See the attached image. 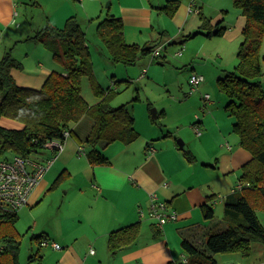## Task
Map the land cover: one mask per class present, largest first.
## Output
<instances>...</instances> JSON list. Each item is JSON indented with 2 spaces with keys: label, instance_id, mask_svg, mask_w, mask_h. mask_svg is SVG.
<instances>
[{
  "label": "crops",
  "instance_id": "crops-1",
  "mask_svg": "<svg viewBox=\"0 0 264 264\" xmlns=\"http://www.w3.org/2000/svg\"><path fill=\"white\" fill-rule=\"evenodd\" d=\"M20 1L0 0V53L2 55L13 48L12 44L34 35L46 24L63 27L69 17L76 16L80 25H83L88 20L93 21L99 18L100 14L106 10L103 0H57L58 7L52 14L39 20L36 25L30 24L31 27L24 26L22 30H17L11 27L14 25L18 28L22 27L17 23L20 17L18 13ZM168 1L170 0H110V9L106 17L112 15L122 18L126 42L140 46L152 44L165 46L167 41L171 40L167 36L171 31L177 32L178 36L191 33L193 35V32H198L201 26L200 12L211 19L213 25L223 20L221 25L224 26V18L220 17L224 13L223 9L216 17H210L205 13L203 6L205 7L210 0H194V5H192L193 0H178L180 5L172 17L160 10ZM160 14L161 16H158ZM166 19L170 21L171 29ZM245 24L246 17L242 15L235 22L234 28L226 29L223 36L230 40L239 39ZM7 33L11 34L10 39L13 43L8 42L2 48L1 36L3 38ZM87 45L89 47L88 40ZM14 58L17 59L15 56ZM51 73L41 76L40 81L36 83L29 78L38 79L40 75L34 76L30 72H24V66L21 70H12L17 84L34 89H40ZM86 79L89 80L84 78L83 83ZM98 101L96 97L93 102H87L94 105ZM219 113L218 110L215 111L216 124L212 127L203 119L200 120L198 125L202 127V134L196 135L198 140L193 138L188 142L185 141V150L194 155V161L187 160L179 148L180 140L172 138V134H169L155 144L153 143L155 138L150 135H147L139 144L136 141L131 144L119 141L110 144L102 142L97 149L109 160L104 165H91L89 162L87 152L90 148L86 140L94 121L90 118V122L84 123V119L88 116L83 117L71 126L70 136L66 138L61 152L55 155L53 150L47 148L50 151L44 159L46 161L54 159V161L32 191L28 204L20 208H27L33 214L46 200L54 201L56 195L64 193L58 210L59 219H56L58 228L50 225L51 217H49L44 225L39 227V233L33 236L43 235L41 242L49 241L51 244L55 241L51 242L50 238L54 237L64 244L61 246L59 242H55L60 245V249L47 245L59 251L60 264H78V257L82 256H84L85 264H94L95 261L102 264L101 260L108 249L109 233L134 223L141 225L139 238L133 245L119 252L113 258L112 264L181 262L186 256L182 248L183 240H187L199 250L206 251L207 236L215 232V227L210 222L212 219L205 218L203 206L211 205L212 200L220 195L224 194L225 198L239 189L242 186L239 182L241 168L252 159L251 153L238 145L239 139L238 143L236 140L234 142L236 148L228 142L224 143L227 138L232 140L231 126L223 124ZM151 119L155 120L153 116ZM0 125L8 129L23 128L21 123L6 118L0 120ZM210 139L215 140V146L210 144ZM199 147L205 150L208 158L201 162ZM225 184L227 191L223 189ZM152 193H156L161 201L176 210L179 213V219L159 228L152 219L147 216L141 217L140 211L148 214ZM217 204L211 205L214 213ZM32 226L38 227L36 218ZM47 246L41 245V247ZM91 249L94 253H91ZM95 257L100 259L95 260ZM215 258L218 264H235L236 262L233 254L223 255L220 260L219 257L217 259V255Z\"/></svg>",
  "mask_w": 264,
  "mask_h": 264
},
{
  "label": "trees",
  "instance_id": "trees-1",
  "mask_svg": "<svg viewBox=\"0 0 264 264\" xmlns=\"http://www.w3.org/2000/svg\"><path fill=\"white\" fill-rule=\"evenodd\" d=\"M233 2L246 17V24L235 70L226 72L217 82L229 99L225 110L234 119L233 132L239 139V145L251 153L252 159L242 167L239 177L241 188L224 199L227 227L207 236L206 251L183 240L187 263L182 260L168 264H218L217 254L237 252L249 256L254 242L262 245L264 255V226L256 212V207H264V88L261 82L264 76V55H261L264 0ZM179 5L178 0H170L160 10L172 17ZM200 19L198 33L204 32L207 37H212L213 30H216L217 36L226 32L227 28L221 25L223 20L213 25L211 19L201 12ZM97 34L112 60L118 64L133 65L139 57L148 56L157 47V44H128L122 18L112 15L98 23ZM191 36L184 35L182 43L184 37ZM26 39L41 42L64 65L65 74L53 71L40 89L20 86L12 70H21L22 63L14 58L13 48L5 52L0 60V120L17 121L23 128L8 129L0 125V155L11 152L14 156L28 158L39 154L47 149L48 142L64 139V132H71V126L85 116L94 121L86 140L91 165L109 162L97 149L100 143L119 141L131 144L139 138L131 110L127 105L112 106L110 90L103 89L96 81L86 33L76 17H69L63 27L46 24ZM84 78L89 79L99 99L94 105H90L82 95ZM183 154L187 160L194 161L190 151L184 150ZM203 210L206 219L214 218L211 205L205 204ZM18 220L17 211L0 209V264H19L21 243ZM140 230L141 225L134 223L111 231L108 235L111 255L116 256L133 245L139 238ZM43 237L36 235L34 239L41 243ZM40 258L37 253L30 257V261Z\"/></svg>",
  "mask_w": 264,
  "mask_h": 264
},
{
  "label": "rangeland",
  "instance_id": "rangeland-1",
  "mask_svg": "<svg viewBox=\"0 0 264 264\" xmlns=\"http://www.w3.org/2000/svg\"><path fill=\"white\" fill-rule=\"evenodd\" d=\"M109 4H111L110 0H103L106 10L100 14L99 18L93 21L88 20L81 27L85 31L89 43L96 81L105 90H110V104L112 106L127 105L135 117L136 129L140 134L136 143L142 142L147 135L155 139L158 137L157 140L154 139V144L158 140L162 141L169 134H172V138L179 139L185 144V141L188 142L193 138L196 140L197 136L193 129V124L197 120L203 119L209 126H214L216 124L215 111L218 110L220 112L218 115L223 124L226 123L231 126L230 135L233 141L227 138L224 143L227 144L228 142V144L236 148L234 142L236 140V143H238V137L233 132L234 119L225 110L229 99L221 91L217 80L226 72L235 70L238 63L237 54L243 37L240 36L237 40H230L226 36L207 37L204 32H201L196 36L192 35L191 38L184 37L185 41L181 43L184 35L178 36L177 32L170 30L171 32L167 36L171 40L167 41L165 46L162 44L163 58L153 59L151 55L141 56L133 65L118 64L112 60L109 50L97 34L98 23L106 17L107 11L110 9ZM19 7L18 13L20 17L17 19V23L20 26L22 25V27H19V29L14 25L11 28L22 30L24 26L31 27L30 24L36 25L39 20H43V18L52 14L58 7V1L21 0ZM203 9L210 17H216L223 9L225 14L222 13L220 17L224 18V26H226L227 30L234 28L235 22L243 15L242 11L234 6L233 0H210L205 7L203 6ZM158 16H161V14ZM76 19L78 20L77 17ZM166 23L169 24V29H171L172 25H170L168 19H166ZM10 35L7 33L3 38L1 36L2 48L8 42H11ZM11 47H13V56L23 64L24 72H30L34 76L40 75L38 79L30 77L29 79L33 82L38 83L41 76L48 75L53 71H64V65L55 59L53 54L41 42L28 41L24 38L20 42L12 44ZM179 51L183 52L182 56L176 55ZM261 55H264V39L261 45ZM2 56L0 53V59ZM144 68L148 72L144 78L140 79ZM193 74L203 75L205 81L196 92L190 94L191 85L189 79ZM261 82L264 88V76L261 78ZM82 87L85 99L93 102L96 96L91 82L86 79ZM205 94L211 96L210 101L207 103L203 98ZM154 110H156L159 117L152 120L151 116H153ZM90 121L89 117L84 119V123ZM199 126L201 125L199 124ZM201 128L200 130L202 131ZM210 144L215 146V140L210 139ZM198 150L200 162L203 159H208L203 148L199 147ZM49 151L48 149H43L39 154H34L30 157L44 163L46 161L44 158H46ZM13 156L11 152H6L0 155V159H11ZM203 163H207V161H203ZM240 175L241 173H239ZM226 184L223 185V189L227 191ZM238 184L239 182L236 184L237 187ZM63 197L64 193L62 195L59 193L54 197V201L46 200L33 214L27 208L18 211L17 229L20 233L21 243L19 264H60L59 251L53 250L50 246L41 247L40 242L34 239L33 234L39 233V227L44 225L49 217H51V220H49L50 225L58 228L56 219H59L58 210ZM223 197L224 194L219 196L220 202L215 207V216L210 221L213 223L215 231L224 229L226 225ZM256 212L264 226V207L261 205L256 207ZM35 218L38 226L36 228L32 226ZM50 240L51 242H59L54 237H51ZM59 243L64 246L62 242ZM37 253L42 258L30 261V257ZM228 254H233L236 257L235 264H264L263 248L258 242L252 244V252L249 256H243L237 252L221 253L217 254V259L219 257L220 260L221 256ZM116 256H112L109 249H107L106 255L101 260L102 264H112L114 262L113 258ZM99 259L95 257V260ZM78 260V264H85L84 256L78 257ZM94 264H99V262L95 261Z\"/></svg>",
  "mask_w": 264,
  "mask_h": 264
},
{
  "label": "built area",
  "instance_id": "built-area-1",
  "mask_svg": "<svg viewBox=\"0 0 264 264\" xmlns=\"http://www.w3.org/2000/svg\"><path fill=\"white\" fill-rule=\"evenodd\" d=\"M192 5H194V0ZM162 51L163 45L157 46L151 53L152 58H162ZM182 53V51H179L176 55L181 56ZM146 74L147 70L144 69L140 77H144ZM204 81L205 78L203 75L193 74L189 79L191 85L190 94L196 92ZM203 98L207 103L210 101L211 96L205 94ZM193 129L197 136H201L202 131L199 125H194ZM69 136L70 132L65 131L64 139L50 141L47 143L46 147L53 150L55 155H57L63 150L66 138ZM53 161L54 159H49L41 163L36 159L24 158L21 156H15L12 159H0V209L17 211L27 205L32 191L39 184L44 174L49 170ZM222 199L224 200L225 198L223 197ZM219 200V197L212 200L211 205L214 206ZM140 216H147L152 219L159 228H163L167 223L175 222L179 219V213L171 209L166 202L161 201L156 193L151 194V204L148 214L140 211ZM41 245H52L55 249H60V245L55 242L51 244L49 241H42ZM91 253H94L93 249H91ZM183 262L187 263L186 257L183 258Z\"/></svg>",
  "mask_w": 264,
  "mask_h": 264
},
{
  "label": "water",
  "instance_id": "water-1",
  "mask_svg": "<svg viewBox=\"0 0 264 264\" xmlns=\"http://www.w3.org/2000/svg\"><path fill=\"white\" fill-rule=\"evenodd\" d=\"M198 34H200V33H198V32H194V33H193V36H196V35H198ZM212 34H213V35H216V30H213V31H212ZM154 112H155V113H153V118L156 119V118L158 117V115H157V113H156V110H154ZM179 148H180L181 150H185V143L180 141V142H179Z\"/></svg>",
  "mask_w": 264,
  "mask_h": 264
}]
</instances>
